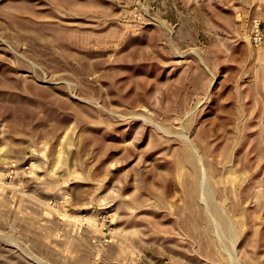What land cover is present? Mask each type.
<instances>
[{"label":"rangeland","instance_id":"374dc122","mask_svg":"<svg viewBox=\"0 0 264 264\" xmlns=\"http://www.w3.org/2000/svg\"><path fill=\"white\" fill-rule=\"evenodd\" d=\"M0 264H264V0H0Z\"/></svg>","mask_w":264,"mask_h":264},{"label":"bare ground","instance_id":"6f19581e","mask_svg":"<svg viewBox=\"0 0 264 264\" xmlns=\"http://www.w3.org/2000/svg\"><path fill=\"white\" fill-rule=\"evenodd\" d=\"M208 195H209V193H208Z\"/></svg>","mask_w":264,"mask_h":264}]
</instances>
